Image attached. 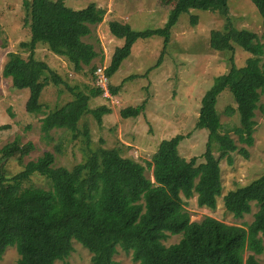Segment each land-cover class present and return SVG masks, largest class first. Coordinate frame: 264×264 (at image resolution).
<instances>
[{
    "label": "trees",
    "instance_id": "1",
    "mask_svg": "<svg viewBox=\"0 0 264 264\" xmlns=\"http://www.w3.org/2000/svg\"><path fill=\"white\" fill-rule=\"evenodd\" d=\"M251 1L264 24V0ZM23 5L31 38L21 42V48L29 54L8 52L3 76L11 78L14 88L29 89L26 109L44 114L41 129L46 139H52L53 129L69 130L73 139L82 137L87 153L83 161L67 167L55 166V154L46 151L13 176L0 173V260L8 246H15L20 256L16 264H56L71 254L76 239L92 253V264H118L114 256L119 246L132 251L133 260L139 264H263L257 255L264 253V174L224 195L226 209L236 217L250 213L252 203H256L254 220L246 226L213 216L192 220L187 199L197 195L199 206L215 208L223 192L211 140L200 163L196 156L188 160L181 155L184 134L162 140L147 162L153 178L146 174L145 165L123 155L120 146L92 148L88 126L85 124L82 131L79 121L94 113L101 122L104 114L112 112L107 105L90 107L91 100L103 89L97 84L86 85L88 91L79 85L71 86L47 62L36 57V49L44 44L55 54L67 57L76 72L84 73L89 67L93 75L98 66L92 62L99 52L83 38L92 34V25L104 21L106 9L94 2L75 9L65 0H23ZM193 8L218 11L228 21L224 30L211 31L212 49L234 51L237 45L251 54L245 65L237 66L233 61L228 72L215 77L202 98L196 123L197 129H207L209 137L216 138L225 149H239L248 158L249 150L239 148L231 132L248 146L255 142L256 111H264L260 103L264 95V42L256 32L232 24L228 0H177L166 25L157 29L135 30L129 23L110 21V31L124 39V44L115 48L106 74L111 78L118 71L139 38L157 34L164 37L167 47L179 16ZM3 33L0 22V37ZM52 84L66 85L72 96L46 111L49 104L44 92ZM120 88L110 85L113 95ZM226 89L233 93L237 104L229 106L227 112H238L239 124L233 120L228 126L221 120L217 102ZM145 104L122 107L120 114L123 118L137 117ZM9 127L2 124L0 131ZM60 146L56 145L58 151ZM34 148L33 142L23 144L16 138L1 151L22 161ZM34 173L46 176L51 187L24 184ZM168 233L181 234V239L166 245L163 239Z\"/></svg>",
    "mask_w": 264,
    "mask_h": 264
},
{
    "label": "rangeland",
    "instance_id": "2",
    "mask_svg": "<svg viewBox=\"0 0 264 264\" xmlns=\"http://www.w3.org/2000/svg\"><path fill=\"white\" fill-rule=\"evenodd\" d=\"M65 2L75 9L84 8L92 2L106 9L104 21L92 25V34L83 38L85 42L93 43L99 52L92 64L103 66L106 71L115 48L124 44V39L112 34L109 22H126L135 30L162 28L166 25L177 0ZM228 3V16L232 24L238 29L246 28L256 32L264 42L263 18L255 4L251 0H228ZM26 16L23 0H0V22L4 29L0 37V125L10 126L0 131V173H5L8 177L24 170L26 163L37 159L46 151L55 154V166L67 167L83 161L87 153L82 137L73 139L69 130L53 129L52 139H46L41 129V118L44 114L31 113L26 109L29 89H16L11 78L3 76L8 52L20 51L24 56L29 54L21 48V42L31 38L30 27L25 25ZM227 22L225 15L218 11L193 8L179 16L171 29L167 47L164 37L157 34L149 38H139L134 43L131 54L109 79V85L121 86L120 92L113 95L109 91L111 97L105 98L101 94L90 102L92 109L107 105L112 108V112L104 114L101 122L94 113H90L79 121V126L84 131V125L87 124L92 148L120 146L123 148V155L132 156L146 166V174L151 178L153 171L147 162L152 159L162 140L179 133L184 134L185 138L179 147L180 153L188 160L196 156L198 163L203 161L202 154L211 140V149L220 167L223 192L218 196L215 208L199 206L197 195L187 199L186 207L194 221L213 216L229 224L246 226L254 220V214L258 210L256 203H252L250 213L236 217L226 209L224 195L264 174V111H256L257 125L252 146L239 141L238 135L231 132L238 147L244 146L249 150L248 158L241 154L239 149L234 152L225 149L216 138L209 137L207 129L196 128L202 98L213 85L215 77L228 72L233 61L237 66L245 65L251 56L237 45L234 51H218L211 48V31L224 30ZM232 56L234 60L231 59ZM36 57L47 62L71 86L79 85L80 89L86 90V85H95V73L92 75L89 67L85 68L84 73L76 72L67 57L55 54L44 44L37 46ZM131 75L135 76L129 78ZM70 95L66 85L48 86L44 92V99L49 104L46 111L65 103L72 96ZM143 102L146 103L145 108L139 116H121L122 107L137 106ZM260 103L264 105V95ZM229 106L236 107L237 104L233 93L226 89L220 94L217 102L221 120L228 126L233 120L239 124L238 112L228 114ZM16 138L23 144H35V148L22 161L16 156L7 157L1 151ZM58 144L61 145L60 151L56 149ZM24 184L51 187L49 179L40 173H34ZM180 239L181 234L168 233L163 241L166 245H171ZM73 247L71 254L64 260H58L56 264H92V253L86 247L76 239L73 240ZM248 254L249 252H246L245 256ZM19 257L17 248L8 246L0 264H16ZM257 257L264 264V253ZM114 258L118 264H139L133 260L132 251H126L120 246Z\"/></svg>",
    "mask_w": 264,
    "mask_h": 264
},
{
    "label": "built area",
    "instance_id": "3",
    "mask_svg": "<svg viewBox=\"0 0 264 264\" xmlns=\"http://www.w3.org/2000/svg\"><path fill=\"white\" fill-rule=\"evenodd\" d=\"M109 79L110 77L106 74L105 67L99 66L95 71V84L103 89L102 95L105 98L111 97Z\"/></svg>",
    "mask_w": 264,
    "mask_h": 264
}]
</instances>
